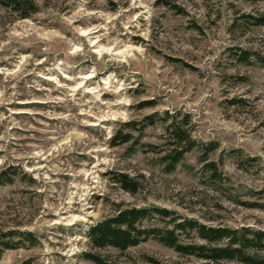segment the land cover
<instances>
[{
  "label": "rangeland",
  "instance_id": "1",
  "mask_svg": "<svg viewBox=\"0 0 264 264\" xmlns=\"http://www.w3.org/2000/svg\"><path fill=\"white\" fill-rule=\"evenodd\" d=\"M33 1L27 18L0 5V238L19 244L0 264L205 263L152 237L93 247L90 227L118 208L171 212L142 229L264 233V0ZM172 119L195 146L167 171Z\"/></svg>",
  "mask_w": 264,
  "mask_h": 264
},
{
  "label": "trees",
  "instance_id": "2",
  "mask_svg": "<svg viewBox=\"0 0 264 264\" xmlns=\"http://www.w3.org/2000/svg\"><path fill=\"white\" fill-rule=\"evenodd\" d=\"M0 5L17 12L19 18H27L36 11V5L33 0H0ZM254 25H264V17L254 18ZM247 51L240 53V59L249 60ZM153 116L148 117L149 123H153ZM187 120H184L186 123ZM185 125V124H184ZM127 127L133 128L130 124ZM167 148L162 151L160 158L161 163L165 165L167 171H172L178 164L185 153L191 151L195 146L194 140L191 138L189 131L184 128L182 122L176 119L170 120L165 126ZM113 139H118L120 143H128L133 138L130 133L122 134L117 131ZM205 159V157H203ZM213 174H215L214 165L208 164ZM117 181L126 184L125 189L129 191L135 190L132 183L126 180L124 174H116ZM0 174V183L11 182V177L2 180ZM156 213L160 218L171 217V212L159 208H118L115 213L90 227L88 238L93 247L101 249L113 247L124 251L130 247L137 246L148 238L152 237L166 247L172 248L179 254L195 256L204 261V264H217L223 261L238 264H264V257L257 254H249L246 249L250 247H258L264 251V233L256 232L248 235V231L244 230L239 233L236 230L228 228H212L200 224L194 220H186L185 222H176L172 218L173 227L171 229H142L139 227L141 221L147 219ZM186 229L194 231L196 236L205 241L204 244H183L179 241L176 231L183 232ZM8 235L12 238L15 232H9L0 238V254L6 249H14L19 246L17 243H11V240H5ZM28 239L32 245L36 244L32 234H28ZM10 238V239H11ZM224 244L219 245L221 242ZM87 257L94 264H109L98 256L88 254ZM156 263V261L152 260Z\"/></svg>",
  "mask_w": 264,
  "mask_h": 264
},
{
  "label": "water",
  "instance_id": "3",
  "mask_svg": "<svg viewBox=\"0 0 264 264\" xmlns=\"http://www.w3.org/2000/svg\"><path fill=\"white\" fill-rule=\"evenodd\" d=\"M25 264H29V262H26Z\"/></svg>",
  "mask_w": 264,
  "mask_h": 264
}]
</instances>
